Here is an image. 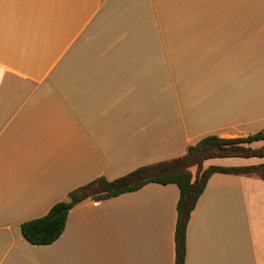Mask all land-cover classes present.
I'll return each mask as SVG.
<instances>
[{
    "label": "crops",
    "instance_id": "0c3cea01",
    "mask_svg": "<svg viewBox=\"0 0 264 264\" xmlns=\"http://www.w3.org/2000/svg\"><path fill=\"white\" fill-rule=\"evenodd\" d=\"M246 1L0 0V264H176L175 184L83 201L50 245L20 226L207 136L264 133V47L245 41ZM185 264H264L263 179L211 176Z\"/></svg>",
    "mask_w": 264,
    "mask_h": 264
},
{
    "label": "trees",
    "instance_id": "16d2710c",
    "mask_svg": "<svg viewBox=\"0 0 264 264\" xmlns=\"http://www.w3.org/2000/svg\"><path fill=\"white\" fill-rule=\"evenodd\" d=\"M257 142H264V133L234 139L211 135L190 146L177 159L140 167L111 181L104 177L97 178L70 192L67 201L55 204L45 216L23 223L20 226L21 234L32 245H50L64 232L70 210L83 201L107 200L138 191L150 183L175 184L180 191L175 231L176 264H185L190 216L211 176L217 173L251 175L264 180V164L250 167L210 166L204 169V162L217 158H264V145L259 148L252 147ZM194 168L195 172L192 171Z\"/></svg>",
    "mask_w": 264,
    "mask_h": 264
},
{
    "label": "rangeland",
    "instance_id": "374dc122",
    "mask_svg": "<svg viewBox=\"0 0 264 264\" xmlns=\"http://www.w3.org/2000/svg\"><path fill=\"white\" fill-rule=\"evenodd\" d=\"M245 5L247 10L249 9V15L245 17L244 12L242 24H247L250 29L245 41L249 44H255L257 43L256 36H258L257 39L261 41L264 47V1L247 0ZM192 171L195 172V168Z\"/></svg>",
    "mask_w": 264,
    "mask_h": 264
}]
</instances>
